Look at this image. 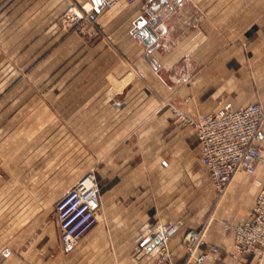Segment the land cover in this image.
I'll list each match as a JSON object with an SVG mask.
<instances>
[{
	"label": "crops",
	"instance_id": "0c3cea01",
	"mask_svg": "<svg viewBox=\"0 0 264 264\" xmlns=\"http://www.w3.org/2000/svg\"><path fill=\"white\" fill-rule=\"evenodd\" d=\"M2 2L0 264H135L138 228L156 220L201 229L200 250L218 246V264H255L220 230L222 219H249L264 165L237 172L217 200L198 138L172 109L264 107V0L121 1L96 7L82 32L56 20L93 0ZM141 20L155 21L151 52L136 36ZM90 172L98 221L65 250L54 204ZM181 237L169 242L173 264L188 259Z\"/></svg>",
	"mask_w": 264,
	"mask_h": 264
},
{
	"label": "built area",
	"instance_id": "2783aa9c",
	"mask_svg": "<svg viewBox=\"0 0 264 264\" xmlns=\"http://www.w3.org/2000/svg\"><path fill=\"white\" fill-rule=\"evenodd\" d=\"M121 1L131 4L137 0H99L97 5L92 2L71 4L58 25L65 31L82 32L87 25L95 23L96 7L111 8ZM172 113L180 124L195 132L200 162L218 194L225 192L237 172L255 176L258 166L264 165V107L260 103L195 116L177 109H172ZM254 184L256 192L249 219L238 224L225 222L224 229L232 233L234 256L250 257L255 264H264V183L255 179ZM99 210V189L94 174L90 172L78 179L54 204L59 240L65 250L75 248L96 225ZM180 231L181 242L188 255L184 264H218L220 248L212 245L200 250L203 232L185 227L184 220H156L142 224L138 228L131 260L139 264L143 259L156 255L159 262L173 264L169 242Z\"/></svg>",
	"mask_w": 264,
	"mask_h": 264
},
{
	"label": "water",
	"instance_id": "95a60500",
	"mask_svg": "<svg viewBox=\"0 0 264 264\" xmlns=\"http://www.w3.org/2000/svg\"><path fill=\"white\" fill-rule=\"evenodd\" d=\"M93 2L95 5H97L99 0H93ZM154 24V20L149 22L146 20H141V22L138 23L139 29L136 32V36L142 40L149 52L158 46V44L155 42L157 39V34L156 31L153 30ZM147 57L150 59L149 55H147ZM148 249H151V246H149Z\"/></svg>",
	"mask_w": 264,
	"mask_h": 264
},
{
	"label": "rangeland",
	"instance_id": "374dc122",
	"mask_svg": "<svg viewBox=\"0 0 264 264\" xmlns=\"http://www.w3.org/2000/svg\"><path fill=\"white\" fill-rule=\"evenodd\" d=\"M3 4H1L0 3V12H1V10L7 5V3L8 2H6V3H4V2H2ZM73 4H77V3H73ZM67 9V8H66ZM65 9V10H66ZM64 10V11H65ZM64 11H62L60 14H59V16H58V18H57V20H56V23H57V26H58V28L60 29V30H62V31H64V32H68V31H65V30H63V29H61L60 28V26L58 25V21H59V19H60V17L62 16V14L64 13ZM71 31V30H70ZM253 177H255V176H253ZM253 177H249V176H247V175H245V174H242V179L244 180V181H247V182H250L251 180L253 181ZM226 191H227V189L225 190V192L223 193V194H218L217 192H215V196H216V199L217 200H220V199H222L223 198V195L226 193ZM254 192H256V187H255V184H253V189H251V196H252V194H255ZM254 197V196H253ZM229 215V214H228ZM225 222H230V223H232V221L231 220H229L228 218H226V219H222L221 220V232L222 233H229V231L228 230H225L224 229V223ZM233 224V223H232ZM235 224V223H234ZM198 230H201V229H198Z\"/></svg>",
	"mask_w": 264,
	"mask_h": 264
}]
</instances>
